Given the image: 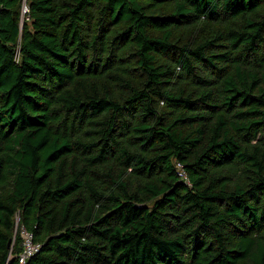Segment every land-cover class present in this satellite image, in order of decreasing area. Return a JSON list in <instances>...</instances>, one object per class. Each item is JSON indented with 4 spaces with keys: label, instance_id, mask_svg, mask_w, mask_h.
Segmentation results:
<instances>
[{
    "label": "trees",
    "instance_id": "1",
    "mask_svg": "<svg viewBox=\"0 0 264 264\" xmlns=\"http://www.w3.org/2000/svg\"><path fill=\"white\" fill-rule=\"evenodd\" d=\"M23 228L25 264H264V0H0V264Z\"/></svg>",
    "mask_w": 264,
    "mask_h": 264
},
{
    "label": "built area",
    "instance_id": "2",
    "mask_svg": "<svg viewBox=\"0 0 264 264\" xmlns=\"http://www.w3.org/2000/svg\"><path fill=\"white\" fill-rule=\"evenodd\" d=\"M28 13V7L25 2L22 4V21L23 19L28 20L27 17L24 18V16ZM21 21V22H22ZM176 172L177 175L187 182L186 180V174L183 169V166L180 163H176ZM22 234V250L20 254L17 256L18 264H25L28 259L33 257L35 254H37L40 250L41 245L37 242L34 241L32 233L29 231L25 230L24 228L21 230Z\"/></svg>",
    "mask_w": 264,
    "mask_h": 264
},
{
    "label": "water",
    "instance_id": "3",
    "mask_svg": "<svg viewBox=\"0 0 264 264\" xmlns=\"http://www.w3.org/2000/svg\"><path fill=\"white\" fill-rule=\"evenodd\" d=\"M16 221H18V218H17V220Z\"/></svg>",
    "mask_w": 264,
    "mask_h": 264
}]
</instances>
